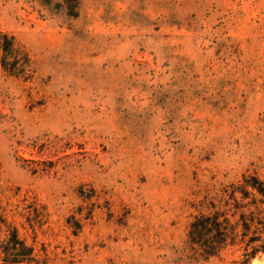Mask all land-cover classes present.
<instances>
[{"label": "rangeland", "instance_id": "rangeland-1", "mask_svg": "<svg viewBox=\"0 0 264 264\" xmlns=\"http://www.w3.org/2000/svg\"><path fill=\"white\" fill-rule=\"evenodd\" d=\"M249 175L264 0H0V264H264Z\"/></svg>", "mask_w": 264, "mask_h": 264}, {"label": "trees", "instance_id": "trees-1", "mask_svg": "<svg viewBox=\"0 0 264 264\" xmlns=\"http://www.w3.org/2000/svg\"><path fill=\"white\" fill-rule=\"evenodd\" d=\"M237 193H241L240 201L236 196ZM233 195L237 201L236 212H234L233 216L239 214V218L231 226V231L228 230V226L225 224L228 219L225 218V221L221 220L222 214L220 213L214 215V218L211 216L203 218L204 221L200 226L203 230L210 232L211 229H216L218 236L215 239V244L217 243L219 249L228 244V242L236 243V239L239 236L237 229L241 226L243 228L242 241L246 243L243 262L248 263L259 252L264 253V241L260 245L254 246L257 241H261V236L254 235L249 237L248 240L245 239L253 228H255L254 233L260 231V227L264 230V180L253 175L245 176L243 182L233 190ZM246 200H249V202L244 203ZM245 210H248L249 213ZM194 226L195 223L192 226V230Z\"/></svg>", "mask_w": 264, "mask_h": 264}]
</instances>
